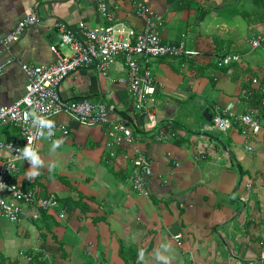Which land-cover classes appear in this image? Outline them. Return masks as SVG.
Segmentation results:
<instances>
[{
  "label": "crops",
  "instance_id": "0c3cea01",
  "mask_svg": "<svg viewBox=\"0 0 264 264\" xmlns=\"http://www.w3.org/2000/svg\"><path fill=\"white\" fill-rule=\"evenodd\" d=\"M98 1L0 0V40L30 6L39 16L7 49L0 42V65L11 59L0 74V106L24 94L21 63L54 61L49 46L57 41L58 22L74 29L80 21L90 27L123 23L136 30L145 23L130 0H104L111 20L101 16ZM144 2L161 21V40L190 54L149 62L157 125L146 126L127 86L114 81L127 74L120 56L105 75L93 64L79 69L62 82L60 94L106 102L111 117L126 120L151 161L147 193L125 182L132 168L129 145L114 147L111 157L105 126L57 116L68 133L39 142V175L29 178L25 159L8 180L22 191L57 199L58 206L22 203L19 221L0 216V264H264V135L247 136L238 122L219 131L202 117L204 108L215 114L216 106L236 101V113L251 112L264 129V46L250 45L264 32V0ZM59 51L69 53L67 47ZM225 55H238L239 61L225 63ZM193 105L201 112L194 126L188 122ZM157 126L168 130L166 139H154ZM57 140L60 146L53 151ZM8 141H21L19 128L2 124L0 142ZM8 155L0 147V163ZM50 164L55 165L51 172ZM157 254L168 261L157 260Z\"/></svg>",
  "mask_w": 264,
  "mask_h": 264
},
{
  "label": "built area",
  "instance_id": "2783aa9c",
  "mask_svg": "<svg viewBox=\"0 0 264 264\" xmlns=\"http://www.w3.org/2000/svg\"><path fill=\"white\" fill-rule=\"evenodd\" d=\"M130 1L135 7V12L146 17L141 29L136 30L123 23L90 27L83 21L74 29L66 22L60 21L57 23V41L49 46L55 56L54 61L39 65L20 64L26 77L24 94L10 105L0 106V125L13 124L19 128L21 137L18 142H0V147L9 153L0 163V183L6 186L0 190V216L3 219L10 222L19 221L23 213L22 203H34L41 209H54L58 206L57 199L41 197L33 190L22 191L7 178L18 173V162L21 159L17 149L22 150L28 145L29 137H33L31 147L37 152L41 140L51 141L58 135L65 136L68 133L66 124L56 120L60 115L79 124L105 126L104 136L108 139V146L112 148L109 153L111 157H115L114 147L129 145L133 151L132 168L126 175L125 182L139 193H147L146 185L152 175L151 161L137 147L133 131L126 120L111 117V109L106 102H94L87 97L65 99L60 94L62 82L79 69L93 64L99 73L105 75L111 64L120 56L127 74L114 81L127 86L136 113L148 121L146 126L152 128L157 125L150 107L155 103L156 85L149 62L152 58L188 56L189 53L182 45L166 44L161 40L158 31L161 21L150 15L144 0ZM98 10L105 19H112L104 0L98 1ZM38 20L36 7L30 6L28 14L17 21L13 31L0 40L2 46L7 49L25 27L35 24ZM250 45L253 48L264 46V32L252 38ZM63 47L69 49L68 54L60 53L59 48ZM10 61L11 59L0 65V74L5 64ZM222 61H239V56L225 55ZM252 83L257 84L258 80L252 78ZM248 93L247 89L242 90V95L247 96ZM236 106V101L216 106L212 127L226 130L231 127L232 122H238L243 134L252 138L261 133L264 135V129L258 119L251 112L236 113ZM41 120H52L54 127L42 126ZM157 128L154 139H166L168 130L159 126ZM246 149L252 151L253 145L246 144ZM64 215L63 210L58 214L61 218Z\"/></svg>",
  "mask_w": 264,
  "mask_h": 264
},
{
  "label": "clouds",
  "instance_id": "9594fccd",
  "mask_svg": "<svg viewBox=\"0 0 264 264\" xmlns=\"http://www.w3.org/2000/svg\"><path fill=\"white\" fill-rule=\"evenodd\" d=\"M40 124L42 126H47L48 128H52L54 127V122L52 120H41ZM33 137H29V144L25 145V147L21 150V149H17L18 153H19V158L21 160H25V158L28 159V161L30 162V171L28 173L29 178H33L37 175H39V167H37L38 164L43 163L42 159L40 158V156L37 154V152L31 147V141H32ZM60 146V141H54L52 144V150L55 151L56 148H58ZM22 153V154H21ZM55 167L54 164H50L48 165L49 171L51 172L52 169ZM6 186L3 183H0V190L4 189ZM165 251H168L167 247L164 246ZM157 260H165L168 261V257L165 256H161L159 254H157L156 256Z\"/></svg>",
  "mask_w": 264,
  "mask_h": 264
},
{
  "label": "rangeland",
  "instance_id": "374dc122",
  "mask_svg": "<svg viewBox=\"0 0 264 264\" xmlns=\"http://www.w3.org/2000/svg\"><path fill=\"white\" fill-rule=\"evenodd\" d=\"M191 111L192 112L190 114V121L188 120L189 124L192 125V126H194V124H200L199 123V116H201V112H200L198 106L197 105H193V107L191 108ZM209 131L212 132V133H215L213 135L222 136V133L219 132L220 130L219 131H215L213 129H210Z\"/></svg>",
  "mask_w": 264,
  "mask_h": 264
},
{
  "label": "water",
  "instance_id": "95a60500",
  "mask_svg": "<svg viewBox=\"0 0 264 264\" xmlns=\"http://www.w3.org/2000/svg\"><path fill=\"white\" fill-rule=\"evenodd\" d=\"M202 117L208 122L209 126H212V117L213 114L211 112H209L208 108H204V110L202 111Z\"/></svg>",
  "mask_w": 264,
  "mask_h": 264
},
{
  "label": "trees",
  "instance_id": "16d2710c",
  "mask_svg": "<svg viewBox=\"0 0 264 264\" xmlns=\"http://www.w3.org/2000/svg\"><path fill=\"white\" fill-rule=\"evenodd\" d=\"M152 59H154V58H152ZM135 125V124H134Z\"/></svg>",
  "mask_w": 264,
  "mask_h": 264
}]
</instances>
